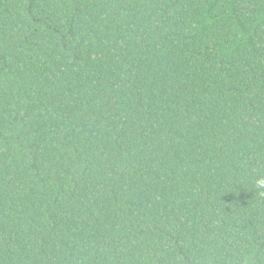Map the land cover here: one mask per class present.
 Listing matches in <instances>:
<instances>
[{
    "label": "trees",
    "instance_id": "1",
    "mask_svg": "<svg viewBox=\"0 0 264 264\" xmlns=\"http://www.w3.org/2000/svg\"><path fill=\"white\" fill-rule=\"evenodd\" d=\"M264 0H0V264H264Z\"/></svg>",
    "mask_w": 264,
    "mask_h": 264
},
{
    "label": "clouds",
    "instance_id": "2",
    "mask_svg": "<svg viewBox=\"0 0 264 264\" xmlns=\"http://www.w3.org/2000/svg\"><path fill=\"white\" fill-rule=\"evenodd\" d=\"M256 183L258 188L264 189V178L258 179Z\"/></svg>",
    "mask_w": 264,
    "mask_h": 264
}]
</instances>
